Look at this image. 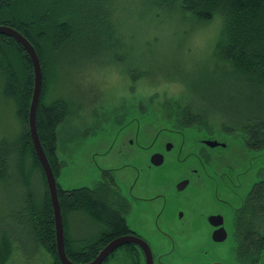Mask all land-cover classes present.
Returning a JSON list of instances; mask_svg holds the SVG:
<instances>
[{"label":"rangeland","instance_id":"obj_1","mask_svg":"<svg viewBox=\"0 0 264 264\" xmlns=\"http://www.w3.org/2000/svg\"><path fill=\"white\" fill-rule=\"evenodd\" d=\"M111 4V8L104 5L110 11L111 35L103 25L97 33L77 37L59 52L61 63L48 71L46 101L63 100L66 110L57 125V154L62 163L58 182L66 189L93 187L104 170L113 169L130 203L125 212L129 224L145 233L156 251L168 253L166 262L240 264L234 209L264 178V147L251 148L244 131L224 128L219 112L213 111L206 122L188 125L178 106L181 99H188L190 89L210 96L213 84L222 78L232 83L231 75L222 76L229 66L217 54L221 22L217 23L218 18L200 22L177 4L160 8L155 0H112ZM82 37L89 38L83 42ZM142 70L149 73L144 75ZM205 78L212 82L207 90ZM2 85L0 75V144L6 139L12 143L23 130L15 104L1 94ZM173 127L179 131L170 132ZM205 139L220 144L208 146ZM166 141L174 144L173 149L166 150ZM183 143L181 155L189 152L192 157L181 162L178 150ZM202 146L207 150L203 154L211 156L204 165L191 153ZM156 150L165 154L161 165L152 164ZM191 160L194 163L187 165ZM191 172L198 176L192 188L175 198L176 183ZM36 173L33 177L41 191V173ZM12 174L0 179V234L13 226L12 213L22 198L18 195L25 193ZM218 187L219 194L233 202L224 211L228 237L220 242L213 239V228L204 217L217 202L213 194ZM148 189L163 193L168 205L163 197L152 207L140 201L138 194ZM162 207L159 228L154 214ZM68 222V235L78 243L98 229L80 211L69 214ZM0 264L57 263L42 244L21 248L13 241L10 255ZM105 264L136 263L130 251L120 248ZM155 264L162 263L156 259ZM256 264H264V256Z\"/></svg>","mask_w":264,"mask_h":264},{"label":"trees","instance_id":"obj_2","mask_svg":"<svg viewBox=\"0 0 264 264\" xmlns=\"http://www.w3.org/2000/svg\"><path fill=\"white\" fill-rule=\"evenodd\" d=\"M155 1L160 8L177 4L183 13L200 22L209 23L215 18H218V24L221 22L217 54L229 66L222 76L231 75L233 81L229 84L230 80L226 81L225 77L221 82L214 83L210 96L202 90L190 89L188 99H181L178 104L186 116L185 122L188 125L206 122L213 111L219 112L225 120L224 128L244 131L251 148H263L264 0ZM111 3L112 0L0 1V24L14 27L24 34L41 60L44 79L37 109V128L57 178L67 255L75 262L92 260L109 241L131 233L125 213L130 203L110 169L102 172V178L93 187L66 189L58 182L62 163L57 154V125L66 110L63 100L46 101L48 71L51 66L61 63L58 60L59 52L77 37L97 33L103 25H106L105 33L111 35L110 11L104 6L109 7ZM86 37H82L83 42L89 38ZM140 72L144 75L149 73L148 70ZM0 75L3 83L1 94L15 104L16 114L23 126L15 141L10 143L6 139L0 144V179L13 172V180L25 191L18 195L22 198L20 206L12 213L14 223L11 228L15 235L21 237L25 243L23 245L42 244L57 264H63L57 251L54 210L46 176L29 130L34 90L33 63L24 46L14 37L3 33H0ZM204 82L206 90L212 86L210 79L205 78ZM37 171L41 173V191H38L33 177H36ZM79 211L98 226L81 243L67 232L69 214ZM235 225L239 263L256 264L264 256V178L253 184L237 213ZM123 247L133 252L132 245ZM9 252L10 242L3 238L0 241L1 262L8 258ZM136 259L134 257L135 262L142 263L139 257Z\"/></svg>","mask_w":264,"mask_h":264},{"label":"water","instance_id":"obj_3","mask_svg":"<svg viewBox=\"0 0 264 264\" xmlns=\"http://www.w3.org/2000/svg\"><path fill=\"white\" fill-rule=\"evenodd\" d=\"M1 1V0H0ZM0 33L10 35L14 37L20 44L24 46L26 51L31 57L33 67H34V90L31 99L30 111H29V130L32 138V142L36 151V154L42 164L43 171L46 176L51 201L53 204L54 217H55V229H56V242H57V251L59 258L63 264H103L104 261L120 246L135 242L144 250L146 255V264H154V254L151 249L150 244L143 238L135 235H121L115 237L109 241L99 253L90 261L87 262H75L69 258L66 251V242H65V230H64V221L60 205V200L58 196L57 188V178L51 166V163L48 159V156L42 145L40 135L37 128V109L40 103L42 89H43V69L40 57L34 45L31 41L22 34L19 30L8 25L0 24ZM210 146H217L220 144L217 140H207L206 142ZM172 145L168 144V148ZM151 161L155 165H160L164 161V154L161 152H156L152 155ZM188 179L181 183V188L185 187L188 184ZM217 217V216H216ZM215 225L221 224V221H214ZM228 236V233L224 227H220L214 230L212 237L215 241H224Z\"/></svg>","mask_w":264,"mask_h":264},{"label":"flooded vegetation","instance_id":"obj_4","mask_svg":"<svg viewBox=\"0 0 264 264\" xmlns=\"http://www.w3.org/2000/svg\"><path fill=\"white\" fill-rule=\"evenodd\" d=\"M173 128H175V127H173ZM173 128H171V131L170 132H173V131H179L178 129L179 128H175V129H173ZM207 140L208 139H205L204 140V142L206 143L207 142ZM169 143H171V147L170 148H168V144ZM206 145H208V146H210L209 144H207L206 143ZM219 145V144H218ZM173 147H174V144L171 142V141H166L165 142V148H166V150H170V149H173ZM206 147H204V146H202L200 149H199V151L198 152H191V153H193V155H194V158H196V159H198V161L200 162V161H202V163H203V165L204 164H207V162H208V158H210L211 156H208V155H204L203 154V152H204V150H206L205 149ZM183 149H184V143L181 145V147H180V149L178 150V158H179V160L181 161V162H183L184 160H188V159H190L191 157H192V155H190V153L188 152V153H186L185 152V154L182 156L181 155V153L183 152ZM207 151V150H206ZM156 152H161V153H163L164 154V152H162L161 150H156L154 153H156ZM153 153V154H154ZM195 153V154H194ZM152 154V155H153ZM198 154V155H197ZM164 161H165V154H164ZM164 161H163V163H164ZM162 163V164H163ZM194 163V161H187L186 162V164L187 165H191V164H193ZM153 164V163H152ZM153 165H155V164H153ZM161 165V164H160ZM197 168H195V167H192L191 168V170H193V171H195ZM110 170H113V169H110ZM197 175H199L198 173H197V170H196V172H195ZM193 174V175H192ZM197 175H194V173L193 172H191L190 173V175L189 176H184L183 178H181V179H179V181L176 183L177 184V188L175 189V193H176V195H174V197L176 198L177 196H181L183 193H185V192H188V191H190V189L192 188V186H193V184L195 183V181H196V177H198ZM224 175V174H223ZM206 177H209L208 175H206ZM225 177V176H224ZM186 179H188V184L185 186V187H183V188H181V183L183 182V181H185ZM224 183V182H223ZM230 186H232V185H230ZM230 186H228L229 188H230ZM148 192V193H147ZM147 194L145 193V194H141V195H139L138 194V198H139V200L140 201H143V202H145V203H148L149 204V206H153L152 204H154L155 206L157 205V203L160 201V198H162L163 197V199H164V205H166V203H167V205H168V202H169V198H168V202L166 201V198H165V195L163 194V193H160V192H157V193H153V191H152V189H148L147 190ZM173 192H174V189H173ZM220 193V188L218 187V188H215L214 189V196H215V198H216V203L214 204V206H213V208L212 209H210L206 214H205V221H206V223H209L211 226H212V234H213V232H214V230L215 229H217V228H220V227H224L225 229H226V231H227V226H226V215L224 214V211L226 210V206H231V205H233V202L231 201V199L228 197V196H224L225 194L224 193H222V194H219ZM249 193V192H248ZM246 197H247V195H246ZM246 197L244 198V200L240 203V205H238L235 209H234V215H233V223L235 224V222H236V220H237V213L239 212V210H240V208L244 205V202H245V199H246ZM159 199V200H158ZM163 205V204H162ZM165 211V208L164 207H162L160 210H158L157 211V213L156 214H154L155 216H156V223H157V225L159 226V228H161L160 227V225H159V222H158V220H159V218L161 217V214L163 213ZM146 214H148V213H146ZM184 216V213L183 212H181V214H180V217H183ZM217 216V217H216ZM214 221H221V224H219V225H215L214 224ZM10 226V225H9ZM131 226V225H130ZM235 226L236 225H234V234H235ZM2 227H4V226H2ZM6 227H8V226H5V228ZM131 229H132V231H131V233L130 234H125V235H135V236H139V237H141V238H143V239H145L149 244H150V246H151V249H152V251H153V254H154V260H158L160 263H162V264H172V263H169V262H166L165 260H164V257H165V255H167L168 253L167 252H165V251H156V249H155V246H154V244H153V242L146 236V234L145 233H142L141 231H139L138 229H135V228H133L132 226H131ZM9 230V231H8ZM162 230V229H161ZM162 233H164L167 237H169V235L170 234H168V233H166L164 230H162L161 231ZM5 233H6V235H5ZM227 233H228V231H227ZM0 235H2L3 236V238L5 239V241H9L10 243H13V241H15V242H18V244H19V246H21V248H23V242H22V239H21V237L20 236H18V235H15V233H13V230H12V228H11V226L10 227H8V228H6V232H2ZM121 236V235H120ZM13 237V238H12ZM228 237V236H227ZM226 240V239H225ZM132 245L134 248H132V250H133V252L129 249V248H127V247H123L124 245ZM124 245H122V246H120L121 248H126L128 251H130L133 255H134V257H135V259L137 258V257H139L140 259H141V261H142V258H143V261H142V263L143 264H146V255H145V252H144V250L140 247V245H138L137 243H135V242H131V243H126V244H124ZM120 247H118L115 251H117L118 249H120ZM36 247L34 246V249H35ZM35 252V250H33V253ZM9 255H10V252H9ZM8 255V256H9ZM28 257H31V256H28ZM137 260V259H136ZM134 262H135V260H134ZM136 264H138L137 262H135ZM141 262H140V264H142ZM154 264H155V262H154ZM176 264H179V263H176Z\"/></svg>","mask_w":264,"mask_h":264}]
</instances>
